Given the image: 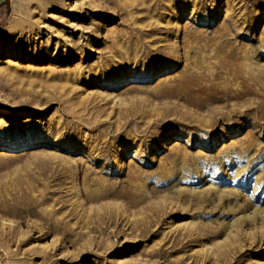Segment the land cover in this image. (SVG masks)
I'll use <instances>...</instances> for the list:
<instances>
[{
    "label": "rangeland",
    "instance_id": "rangeland-1",
    "mask_svg": "<svg viewBox=\"0 0 264 264\" xmlns=\"http://www.w3.org/2000/svg\"><path fill=\"white\" fill-rule=\"evenodd\" d=\"M0 264H264V0L1 4Z\"/></svg>",
    "mask_w": 264,
    "mask_h": 264
},
{
    "label": "water",
    "instance_id": "water-1",
    "mask_svg": "<svg viewBox=\"0 0 264 264\" xmlns=\"http://www.w3.org/2000/svg\"><path fill=\"white\" fill-rule=\"evenodd\" d=\"M6 0H0V5L3 4Z\"/></svg>",
    "mask_w": 264,
    "mask_h": 264
}]
</instances>
